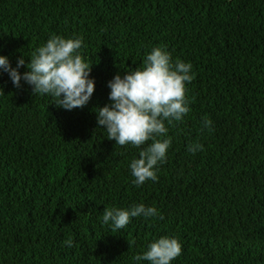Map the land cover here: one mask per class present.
Returning <instances> with one entry per match:
<instances>
[{
  "label": "trees",
  "instance_id": "trees-1",
  "mask_svg": "<svg viewBox=\"0 0 264 264\" xmlns=\"http://www.w3.org/2000/svg\"><path fill=\"white\" fill-rule=\"evenodd\" d=\"M53 35L83 38L95 91L65 110L0 71V264H149L134 257L162 236L182 245L171 264H264V0H0L12 67ZM155 47L191 63L190 111L165 122L158 180L137 187L141 149L108 140L95 110ZM134 204L164 219L102 223L105 207Z\"/></svg>",
  "mask_w": 264,
  "mask_h": 264
},
{
  "label": "clouds",
  "instance_id": "clouds-1",
  "mask_svg": "<svg viewBox=\"0 0 264 264\" xmlns=\"http://www.w3.org/2000/svg\"><path fill=\"white\" fill-rule=\"evenodd\" d=\"M82 46V37L53 35L32 52L27 65L22 56L14 68L8 57L0 55V71L8 73L17 88L23 80L32 86L34 95H50L60 108H83L93 96L95 80L90 78L92 65L80 54ZM23 66L28 71L21 74L19 69ZM191 69V63L180 59L173 63L168 51L155 47L146 55L141 67L126 71L123 77L116 74L108 82L110 103L95 110L97 126L106 130L108 140H114L115 145L130 144L141 149L139 158H133L129 165L134 177L132 183L137 187L148 180H158L157 165L166 161L172 142L170 137L160 139L168 133L165 122L181 121L190 111L186 84L194 79ZM203 123L211 130L210 119L205 118ZM202 150L203 145L198 143L188 146L192 153ZM135 217L164 219L155 207L134 204L130 208L105 207L102 223L117 232ZM63 245L72 248L74 241L66 239ZM181 252L178 239L162 236L148 244L147 250L134 259L149 264H171Z\"/></svg>",
  "mask_w": 264,
  "mask_h": 264
}]
</instances>
